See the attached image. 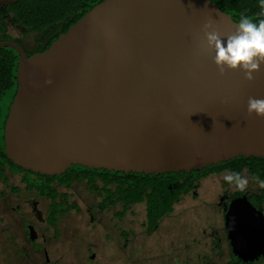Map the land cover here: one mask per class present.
Listing matches in <instances>:
<instances>
[{
  "label": "water",
  "instance_id": "95a60500",
  "mask_svg": "<svg viewBox=\"0 0 264 264\" xmlns=\"http://www.w3.org/2000/svg\"><path fill=\"white\" fill-rule=\"evenodd\" d=\"M226 36L237 23L209 0H104L43 53L19 56L4 123L16 167L59 177L72 166L114 173L178 174L239 157L264 159V64L245 79L220 73L203 26ZM232 255L264 257V215L246 195L224 208Z\"/></svg>",
  "mask_w": 264,
  "mask_h": 264
},
{
  "label": "rangeland",
  "instance_id": "374dc122",
  "mask_svg": "<svg viewBox=\"0 0 264 264\" xmlns=\"http://www.w3.org/2000/svg\"><path fill=\"white\" fill-rule=\"evenodd\" d=\"M7 34L11 40L19 42L25 48L33 47L34 40L37 39L36 35L25 34L13 27H8ZM226 174L227 172L212 174L200 180L196 191L182 195L173 206L172 213L165 216L159 222V228L150 235L144 228V204L132 206L122 219L112 217L113 213L120 211V206L109 209L100 216L96 214L101 223L94 227L89 223L85 209L93 207L98 199L88 195L85 183H73L65 190L60 188L58 191L67 192L68 201L75 202L81 213L76 215L72 212L66 221L60 222L57 239L51 229L45 232V246L50 260L53 262L58 259L60 264H225L229 260L231 249L224 233L223 216L214 204L224 188L228 191L235 188L223 180ZM241 175L249 179L245 191L257 194L261 188L258 181L253 180L247 170H243ZM7 177V185L0 184V264H41V254H31L29 259L16 256L18 246L28 250L29 246L26 245L20 221L17 218L14 221L10 212L31 195L24 190L20 174L7 172ZM8 186L18 188L21 194H12L7 189ZM2 216L7 220L5 226L1 221ZM113 225L117 226L116 230L112 228ZM121 230L129 234L127 249L122 247V240H119ZM211 230L218 232L219 248L208 238ZM11 232L15 234V243L11 241Z\"/></svg>",
  "mask_w": 264,
  "mask_h": 264
},
{
  "label": "trees",
  "instance_id": "16d2710c",
  "mask_svg": "<svg viewBox=\"0 0 264 264\" xmlns=\"http://www.w3.org/2000/svg\"><path fill=\"white\" fill-rule=\"evenodd\" d=\"M104 0H0V42H14L21 46L27 57L35 53L46 51L60 34H65L68 29L80 21L87 12ZM215 3L219 9L232 17L238 23L241 14L252 17L254 20L264 19L260 13L259 0H209ZM8 27L16 28L25 34L37 36L34 46L24 47L19 42L11 40L7 34ZM19 56L11 48H0V177L6 183V172L22 175V184L26 191L34 190L39 196L48 199L55 204L58 198L53 189L55 183L69 188L72 183L85 182L86 188L99 192L106 196L105 206L124 205L117 218L122 217L132 206L144 203L146 218L148 221L147 233L154 232L159 222L170 215L173 206L179 202L182 195L195 192L198 182L208 177L211 173L222 171L247 172L252 176H258L264 180V159L254 157H239L230 162L208 166L201 171L178 174H135L114 173L105 170L86 169L80 166H72L59 177H47L26 172L16 167L7 160L4 152V123L7 118L10 105L17 90V65ZM97 183L100 184L98 187ZM113 186V190L108 187ZM18 193L17 188H10ZM245 195L239 191L235 197ZM67 199V195L63 196ZM257 200L252 206L256 209L264 208V188L251 196ZM76 206H69L73 209ZM53 216V214H52ZM49 223L54 219L50 217ZM261 258V257H260ZM257 261V260H256ZM226 264H256V262L243 263L233 256L232 261Z\"/></svg>",
  "mask_w": 264,
  "mask_h": 264
},
{
  "label": "flooded vegetation",
  "instance_id": "af4514ba",
  "mask_svg": "<svg viewBox=\"0 0 264 264\" xmlns=\"http://www.w3.org/2000/svg\"><path fill=\"white\" fill-rule=\"evenodd\" d=\"M222 172H228V171H222ZM222 172H220V173H222ZM10 173H12V172H10ZM220 173H211L209 175H212V174L217 175ZM12 174H16V173H12ZM5 177L7 179L6 181L8 182L7 172L5 174ZM206 178H208V177H206ZM206 178H203L201 180H204ZM7 182L4 183L3 179L0 177V184L7 185ZM53 183H54L53 189L58 194V198L56 199L55 204H52V202L49 201L48 199L39 196V194L34 190L26 191L25 186H24V190L27 193H29V195H31L30 198L23 199V200L21 199L22 202L17 204V206L15 208L11 209V212H10V215H11V217H13L14 221H15V218H17V220L20 221L19 224H21V228L23 229L26 245L29 246V250L24 248V247L21 248V246H18L16 256H18V257L22 256L25 259H29V258H31V254L32 255L34 254L35 256H38V254H41L43 256V262L41 264H60L58 259H56V261L51 262V260H50L51 258L49 256V251L46 250L45 245L47 243V237L45 236V234H46L45 232L47 231V229H51L55 234L54 238L57 239V237L59 235L58 230H59L60 222H63V220L66 221V218L72 212H74L76 215L81 213V209L79 208V206L75 202H69L68 201L69 195L67 194V192L58 191L60 188H62L64 190L69 189L73 183L70 185L69 188H65L61 185L57 186V184L55 183V180L53 181ZM83 183H85V182H83ZM77 184H80V183H77ZM98 184L99 183H97V185ZM99 185H98V187H99ZM85 186H86V184H85ZM112 187L113 186H110L108 188H109V190L114 191V189ZM10 188H15V187L8 186V188H7L12 194H14V195H20L21 194L20 190H18L19 191L18 193H14L13 191H11ZM223 188L224 187H222V189ZM261 189L262 188H260V190ZM244 192H245V195L247 196V199L251 205H253L257 202V200H252V198H251V196L254 195V193H249V192H246L245 190H244ZM87 193H89L88 195H90L91 197L98 199L97 203H95L93 205V207L90 206V207H87L85 209V213L89 219V223L94 225V227L101 223V220L99 218L98 219L96 218V214H98L100 216L101 214H103L105 211H108L109 209H115L116 206H120V211L113 213L112 217L114 219H122L123 218L124 215L120 218H117V216L120 214V212H122L124 205L119 204V205H116L113 207L105 206L104 201H105L106 196H104V194L100 195L99 192L91 191V190H88ZM238 193H239V191L236 188H234L233 191H228L226 188H224L223 193L218 197L217 202H215L214 206L221 213L224 220H225L224 208H226L230 204L231 201L238 199V197H235L238 195ZM2 195H4V192H2ZM64 195H67V199H63ZM195 195H196V193H195ZM141 204H144V203H141ZM73 205H75L76 207L70 210L69 206H73ZM134 206H136V205H134ZM145 208H146V206H145ZM259 210H261L262 214L264 215V208L259 209ZM52 214H53V216H52ZM50 217H52V219H54L53 224L49 223ZM145 218H146V210H145ZM1 221L4 222L3 226H5V224L7 223L6 218H4L2 216ZM112 228L116 230L117 226L113 225ZM144 228L147 232V228H148L147 218L145 219V227ZM158 228H159V225H158ZM154 232H151V233H154ZM224 233L227 236L225 228H224ZM3 234H5V231L3 232ZM147 234L150 235L149 233H147ZM203 234H205V231ZM10 235H11L10 238H12L11 241H13V243H15V234L13 232H11ZM208 238L209 239L211 238L213 245L215 244L216 247H218V248L220 247L219 246L220 238H219L218 232L216 230H211L210 234L208 235ZM119 240H122V247L124 249H127L126 247L128 246L129 241H130L129 234H127L126 231L121 230ZM39 241H40V243H38ZM226 241H227V244L229 246V242L227 240V237H226ZM229 247L231 249V246H229ZM91 253H92V249L90 248L89 256H91ZM229 256L230 257H229V260L227 263L232 261V258H233L232 250H231V254H229ZM92 258H94V257H92ZM253 262H256V264H264V257L258 258L257 261H253ZM243 263H247V262H243Z\"/></svg>",
  "mask_w": 264,
  "mask_h": 264
},
{
  "label": "clouds",
  "instance_id": "9594fccd",
  "mask_svg": "<svg viewBox=\"0 0 264 264\" xmlns=\"http://www.w3.org/2000/svg\"><path fill=\"white\" fill-rule=\"evenodd\" d=\"M260 13L264 16V0H259ZM204 46L212 50L214 63L220 73L225 70H241L245 79L251 81L255 77L254 72L260 70L264 64V19L254 20L244 14L240 15L234 32L222 36V34L209 21L203 26ZM247 112L264 117V98L249 97L247 101ZM258 181L259 186L264 188V180L258 176L252 177ZM223 180L233 185L238 191L246 190L249 179L242 176L240 172H227Z\"/></svg>",
  "mask_w": 264,
  "mask_h": 264
}]
</instances>
